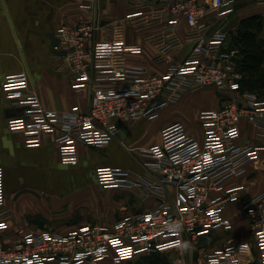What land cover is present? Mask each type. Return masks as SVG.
Listing matches in <instances>:
<instances>
[{
	"label": "built area",
	"instance_id": "1",
	"mask_svg": "<svg viewBox=\"0 0 264 264\" xmlns=\"http://www.w3.org/2000/svg\"><path fill=\"white\" fill-rule=\"evenodd\" d=\"M238 1L128 0L125 20L157 50L153 62L163 71L129 66L122 72L112 61L98 58L97 34L101 29L103 41L112 42L115 24L102 29L91 17L72 28H60L55 34L57 70L75 92L91 93L86 112L78 107L48 110L30 89L27 74L6 77L3 91L11 107L19 110L8 120L10 131L22 134L27 147L52 139L64 165L78 164L79 145L106 149L118 138L123 122L133 126L140 120L154 121L164 107L187 93L213 90L223 101L221 107L201 112L202 140L176 122L162 130L160 152L142 150L146 161L140 170L95 169L100 188H139L144 199L156 198L154 207L122 213L111 224L89 223L67 234L28 232L13 246L0 242V264H103L106 260L122 264L174 250H200V264H242L246 253L232 241L212 250L202 245L216 229H230L223 211L240 200L259 262L264 264V190L243 199V186L225 188L230 177L264 151V99L247 95L236 51L226 50L227 33L215 29L224 10ZM246 1L264 6V0ZM186 48L191 50L180 61ZM244 119L257 129V142L246 141L239 133ZM211 193L218 194L210 198ZM12 217L10 209L0 207V236ZM187 263L185 258L176 264Z\"/></svg>",
	"mask_w": 264,
	"mask_h": 264
},
{
	"label": "crops",
	"instance_id": "2",
	"mask_svg": "<svg viewBox=\"0 0 264 264\" xmlns=\"http://www.w3.org/2000/svg\"><path fill=\"white\" fill-rule=\"evenodd\" d=\"M128 4V0H0V207L10 209L13 214L8 230L0 236L4 245L17 244L28 232L67 234L89 223L111 224L122 213L154 207L156 198L144 199L139 188H100L95 182V169L140 170L141 162L146 161L142 150L160 152L162 130L176 122H182L194 138L202 140L201 112L222 106V97L213 90L187 93L176 103L164 107L154 121L140 120L133 126L123 122L118 138L106 149L79 145L77 165L61 162L59 148L52 139H44L39 147H27L22 134L10 131L8 120L18 115L19 110L11 107L3 91L9 75L27 74L30 89L38 93L48 110L70 111L74 107L82 112L88 110L91 93L75 92L71 82L57 70L60 60L52 43V37L60 28H72L81 19L94 17L102 29L111 24L117 26L110 43L103 41L102 30H99L96 37L98 58L112 61L122 72L129 66H141L148 71L165 69L153 62L157 50L126 22ZM261 10L264 11L263 6L240 0L224 10L215 29L225 31L228 41L229 31L225 27L229 22L236 17L240 22ZM224 14L229 17L225 19L228 22L223 21ZM233 29L236 32L238 24ZM190 50L186 48L178 59L185 60ZM191 102L196 104L193 119L185 113ZM192 123L198 124L199 135L191 130ZM238 131L244 140L258 141L257 129L246 119L239 124ZM261 142L264 145V139ZM237 186H243V199L264 190V151L259 153L258 160L225 183V188ZM170 193L174 196L175 191ZM217 194L211 193L210 198ZM242 202L229 203L223 211L222 216L230 229H216L203 238L202 245L212 250L232 241L246 253L242 264H260ZM106 208L113 210L111 217L99 215L96 219V213ZM234 210L237 211L233 213ZM107 263H111L110 260L103 262Z\"/></svg>",
	"mask_w": 264,
	"mask_h": 264
},
{
	"label": "rangeland",
	"instance_id": "3",
	"mask_svg": "<svg viewBox=\"0 0 264 264\" xmlns=\"http://www.w3.org/2000/svg\"><path fill=\"white\" fill-rule=\"evenodd\" d=\"M256 5V4H255ZM264 7V6H263ZM256 13V17L257 19L254 20L255 24H256V28L251 29L250 33H253L254 35H256L257 39H262L264 41V11L261 10L260 12H255ZM227 14L223 15V21H225V19H229L228 16H226ZM231 19V18H230ZM239 18L236 17L233 21L229 22V24L225 27V30L229 31L228 33V41L226 44V47L228 48L229 51L231 50H235L236 51V63L239 64L238 62L240 60H242V54H241V48L243 47L242 44L238 43L237 38H239L240 36H243L246 28L244 26L241 25V22L238 20ZM225 22H228V20H226ZM238 24V29L235 32L234 25ZM245 92L247 93L248 96L250 97H255V98H259V99H264V92L262 90H250L249 88H247L246 86L244 87ZM196 104L194 102L188 103V105L186 106V111L185 113L187 114V116H190L193 119L194 116V112H193V107ZM184 111V110H182ZM193 122V121H192ZM191 130L196 133L197 135H199L201 133L199 126L197 123H192L191 125ZM257 176L260 178V174H257ZM113 210L111 208H106L103 209L101 212L96 213V219L100 218L99 215H103L106 216L107 219H109L111 217V214ZM237 210H234V212H236ZM100 223V222H98ZM102 223V222H101ZM205 250H208V248H204ZM200 250H197L193 253V251L191 253H187L186 251H171L168 253H164V254H160V253H156V254H150V255H143L140 256L134 260L131 261H127L124 262L122 264H176L178 260L180 259H185L188 262L187 264H200L202 262L201 257H200ZM189 256V257H188ZM192 260H191V259ZM107 264H112V263H107Z\"/></svg>",
	"mask_w": 264,
	"mask_h": 264
},
{
	"label": "trees",
	"instance_id": "4",
	"mask_svg": "<svg viewBox=\"0 0 264 264\" xmlns=\"http://www.w3.org/2000/svg\"><path fill=\"white\" fill-rule=\"evenodd\" d=\"M256 19V16H252L241 22L246 30L243 36L237 38L238 43L243 46L239 68L244 74L243 89L246 86L252 91L262 90L264 92V41L250 33L251 29L257 27L254 21Z\"/></svg>",
	"mask_w": 264,
	"mask_h": 264
},
{
	"label": "water",
	"instance_id": "5",
	"mask_svg": "<svg viewBox=\"0 0 264 264\" xmlns=\"http://www.w3.org/2000/svg\"><path fill=\"white\" fill-rule=\"evenodd\" d=\"M52 40H53V46L55 47V46H57V43H58V41H57V38H56V36L54 35L53 37H52Z\"/></svg>",
	"mask_w": 264,
	"mask_h": 264
}]
</instances>
